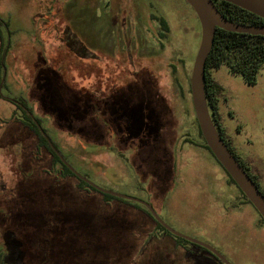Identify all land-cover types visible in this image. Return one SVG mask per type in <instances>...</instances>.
<instances>
[{
  "label": "rangeland",
  "instance_id": "obj_1",
  "mask_svg": "<svg viewBox=\"0 0 264 264\" xmlns=\"http://www.w3.org/2000/svg\"><path fill=\"white\" fill-rule=\"evenodd\" d=\"M156 16L170 27L163 38ZM0 17L12 31L4 87L0 79V264H128L135 256V264H153L150 256L163 251L177 264H204L188 259L139 209L62 177L61 164L53 167L52 154L16 118L23 114L13 101L23 97L81 174L147 200L175 229L204 240L191 226L208 224L198 215L196 187L207 178L204 167L218 175L219 163L199 144L190 84L201 24L193 7L186 0H0ZM211 74L224 87L219 110L227 134L264 189V65L256 84L225 65ZM49 184L62 193L54 201L32 190L22 196ZM227 187L217 198L227 222L253 239L236 253L228 248L227 257L264 264L263 218Z\"/></svg>",
  "mask_w": 264,
  "mask_h": 264
},
{
  "label": "trees",
  "instance_id": "obj_2",
  "mask_svg": "<svg viewBox=\"0 0 264 264\" xmlns=\"http://www.w3.org/2000/svg\"><path fill=\"white\" fill-rule=\"evenodd\" d=\"M215 2L218 8L220 9V11L226 17H228L230 20L234 22L241 23V24H253V25L264 26L263 17L245 8H242L234 3L224 1V0H215ZM156 18H158V21L162 27V30H160V36L165 37L170 30L168 21L165 17H162V16H156ZM4 27L6 29V35H5ZM11 35H12V31L10 29L9 21L3 17H0V38L2 40V48H3V51L0 54V67L2 68L6 67L5 57L8 54V51L11 45V42H10ZM163 44L164 43H162V45ZM83 49L87 50L88 47L85 46L83 47ZM224 65L227 66L228 69L232 73L242 76V78L244 79L246 83L256 84L258 82L260 70L262 66L264 65V35L228 31L221 27H217L214 45H213L212 51L210 52L207 58L206 82H205L207 101H208L210 111L212 113V117L216 124V127L218 128L221 136L223 137V139L229 146L232 153L236 156V158L239 160V162L244 167V169L249 173V175L257 183L259 188L264 193V189L258 177L252 172L251 167L246 162V160L243 157H241L231 137L228 136L226 126L223 122V119H222V116L219 110L220 97L223 94L224 87L212 76L211 69L220 68ZM0 79L2 80V77H0ZM5 85L6 83L4 82L2 87H4ZM13 101L16 103L17 107L20 110H22V114H23V118H20V117H16V118L21 120L26 127H28L29 129L33 130L36 133L38 137V147L40 148L45 147L52 154L53 167L56 166L58 163L61 164V169L59 170V172L62 177L67 178L68 176H76L79 180L77 183V186L80 190L94 191V192L100 193L103 199L108 203L111 202V200H120V201L126 202L130 204L131 206L139 209L142 213L141 214L142 216L150 217L152 218V220L156 222V225L159 230L163 231L165 234L169 236L170 235L174 236L176 240V245L182 246L186 250L189 251L187 258L188 259L190 258L192 262H194L196 259H199V261H201L204 264H225L223 261H221L218 258L216 254H214L211 250L207 249L206 247L201 246L183 237H179L171 233L153 216V214L149 211V209L145 205L141 204L140 202L117 197V196L102 192L98 190L96 187H94L93 185H91L86 180L78 177L72 171V169L62 160L61 156L53 148L48 138L45 136V134L40 129L39 126H42V129L46 132L48 137L51 139L52 143L58 149V145L53 140L52 136L49 134L48 129L43 126L42 119L33 113L32 108L29 107V105L26 103L23 97H18V99H13ZM61 113H64V112H61ZM200 134L203 138V142L199 144L205 147L206 149H208L211 152V154L215 157L212 150L206 143L203 137V134L201 132V129H200ZM64 158L67 160L65 156ZM217 162L219 163L218 175H215L214 170L213 171L210 170L211 167L209 169H207V166L206 168L204 167L203 173L207 175V178L205 177L206 178L205 181L202 179V182L204 183L202 185H199L198 186L199 188L196 187V189L200 191V196H201L200 197L201 200L199 201L200 203H198L199 206H197L198 215H199V218L203 220V222L205 221L208 224L197 222L196 224L194 223L191 226L193 227V229H196V232L198 234L203 235L204 241L212 244L217 249H219L222 253L224 254L228 253V248H230L232 252L236 253V251H238V249L241 246L246 247V245H248L249 242H252L253 239L251 240L249 238L250 233L246 232L245 229H243V227H241L239 230H236L232 227V225L228 224L227 211L225 207L223 206V203L220 202V200H217L219 194L221 193L220 188L221 187L226 188L228 185H231L236 188L235 190L237 191V194L239 195V197H242L249 203H251V201L247 198L245 193L240 189V187L237 185L234 179L230 176L227 170L222 166V164L218 160ZM213 168L215 169L216 167H213ZM206 171H208L209 173H207ZM204 189H206V191ZM29 190L33 191L32 194L28 192ZM21 191L23 193L22 196L24 198L25 196H29L31 194V195H34V198H38L41 201L45 199H48L50 201L53 199V197H56L55 195L62 194L58 190L55 191L53 184L51 185L49 184L47 187L45 186L43 192H40V191L38 192V190L35 188H32V189L28 188V190H25V191L21 190ZM204 191L210 194V197H205L203 194ZM216 200L217 202H215L214 205H212V203ZM66 209H67V206L65 204L61 208V210L65 211ZM63 216H61L63 219L67 218V220H71L70 219L71 217L67 216L65 218ZM263 223H264V218H263ZM143 232L146 233L147 230L143 229ZM134 233L137 236H141L140 235L141 233L138 232V230L137 232L135 231ZM220 234L222 235L227 234V236H230V237L229 239L222 241L218 237ZM151 235L154 236V234H151ZM152 236L151 238L154 239ZM237 239H239L240 246L237 243L238 241H236ZM86 240H87V237H86ZM260 243H262L263 249H264V244H263L264 242L260 241ZM77 244L81 245L80 248H83V249H85L84 246H88V243H86L85 240L81 244L79 240L74 238L73 245H77ZM234 244H236L237 246L236 248H234ZM87 250L88 252H90L89 246ZM68 252L69 251H67V253ZM91 252L95 253L97 251L95 249H91ZM69 254L70 255L72 254L71 251L69 252ZM129 256L131 257L133 255H129ZM227 256L229 257L230 254ZM135 257L132 260H129L128 264H135V261H136ZM150 259L153 260V264H177L175 260H171V259L169 260L167 255H165L164 251L161 253H157L153 256H150ZM178 259L180 260V257H178ZM182 259H186V257H182ZM107 263H110V262H107Z\"/></svg>",
  "mask_w": 264,
  "mask_h": 264
},
{
  "label": "water",
  "instance_id": "obj_3",
  "mask_svg": "<svg viewBox=\"0 0 264 264\" xmlns=\"http://www.w3.org/2000/svg\"><path fill=\"white\" fill-rule=\"evenodd\" d=\"M195 10L200 24H201V40L199 49L194 59L192 74H191V95L196 117L203 134V137L212 150L217 160L227 170L230 176L234 179L240 189L245 193L251 203L257 208L259 213L264 218V193L259 188L257 183L252 179L249 173L244 169L236 156L232 153L229 146L221 136L212 113L210 111L207 94H206V63L207 58L212 51L217 27H221L228 31L249 33V34H261L264 35V26L253 24H241L230 20L226 17L218 8L215 0H186ZM234 3L242 8H245L264 18V0H224ZM7 74V69L4 67V73L1 85L4 83ZM35 118V116H34ZM53 148L61 156L62 160L72 169V171L80 178L86 180L98 190L129 200H134L145 205L153 216L171 233L176 236L183 237L191 242L199 244L211 250L216 254L225 264H233L219 249L212 244L199 239L197 237L183 233L169 223L157 212L154 206L147 200L131 196L125 193L113 191L103 188L96 184L88 177L81 174L76 170L60 153V151L52 143L46 132L39 126Z\"/></svg>",
  "mask_w": 264,
  "mask_h": 264
},
{
  "label": "flooded vegetation",
  "instance_id": "obj_4",
  "mask_svg": "<svg viewBox=\"0 0 264 264\" xmlns=\"http://www.w3.org/2000/svg\"><path fill=\"white\" fill-rule=\"evenodd\" d=\"M91 53H93V52H91ZM91 60H94V57L92 56L91 57ZM232 139V138H231ZM233 141V140H232ZM234 145H235V147H236V144L234 143ZM236 149H237V151H238V148L236 147ZM239 152V151H238ZM242 157V156H241ZM244 158V157H243ZM218 163V162H217ZM3 188H5V186H3ZM224 254V253H223ZM225 255V254H224ZM226 257H227V255H225ZM219 258V257H218ZM228 258V257H227ZM220 259V258H219ZM229 259V258H228ZM221 260V259H220ZM230 260V259H229ZM222 261V260H221ZM231 261V260H230ZM232 263L234 262L233 260L231 261ZM235 263V262H234ZM233 263V264H234Z\"/></svg>",
  "mask_w": 264,
  "mask_h": 264
}]
</instances>
